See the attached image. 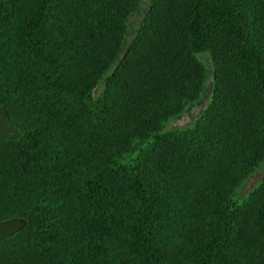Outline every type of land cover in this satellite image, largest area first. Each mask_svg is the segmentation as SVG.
<instances>
[{
  "label": "trees",
  "instance_id": "16d2710c",
  "mask_svg": "<svg viewBox=\"0 0 264 264\" xmlns=\"http://www.w3.org/2000/svg\"><path fill=\"white\" fill-rule=\"evenodd\" d=\"M141 2L0 0V264H264V0Z\"/></svg>",
  "mask_w": 264,
  "mask_h": 264
},
{
  "label": "rangeland",
  "instance_id": "374dc122",
  "mask_svg": "<svg viewBox=\"0 0 264 264\" xmlns=\"http://www.w3.org/2000/svg\"><path fill=\"white\" fill-rule=\"evenodd\" d=\"M148 0H142L137 12L129 19V29L126 41H129L135 34L139 23L143 18V14L147 8ZM197 59L202 63L205 70V83L203 92L197 102L191 103L187 106L185 112L177 118L169 121L161 133L170 132L174 130H185L195 125L196 121L201 117L204 111L208 108L210 98L213 93V70L210 63V56L208 53L197 55ZM103 85L100 83L94 90L93 96L96 98L102 91ZM263 167L258 169L251 177L243 182L240 189H238L233 196V203L241 205L247 194L252 191L259 183L262 177Z\"/></svg>",
  "mask_w": 264,
  "mask_h": 264
},
{
  "label": "water",
  "instance_id": "95a60500",
  "mask_svg": "<svg viewBox=\"0 0 264 264\" xmlns=\"http://www.w3.org/2000/svg\"><path fill=\"white\" fill-rule=\"evenodd\" d=\"M18 137L19 131L8 122L4 110L0 109V141L15 140ZM24 225L25 222L21 219L0 222V241L6 240L13 234L19 232Z\"/></svg>",
  "mask_w": 264,
  "mask_h": 264
}]
</instances>
